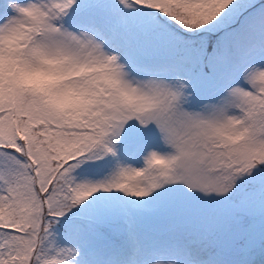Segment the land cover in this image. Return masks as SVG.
I'll return each instance as SVG.
<instances>
[{
  "label": "snow or ice",
  "instance_id": "6c2138e0",
  "mask_svg": "<svg viewBox=\"0 0 264 264\" xmlns=\"http://www.w3.org/2000/svg\"><path fill=\"white\" fill-rule=\"evenodd\" d=\"M0 264H264V0H0Z\"/></svg>",
  "mask_w": 264,
  "mask_h": 264
}]
</instances>
